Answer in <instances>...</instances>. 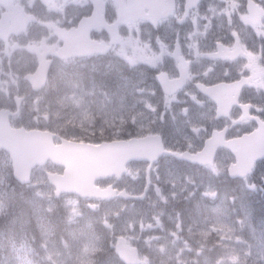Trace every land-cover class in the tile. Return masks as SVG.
Segmentation results:
<instances>
[{
    "label": "flooded vegetation",
    "instance_id": "obj_1",
    "mask_svg": "<svg viewBox=\"0 0 264 264\" xmlns=\"http://www.w3.org/2000/svg\"><path fill=\"white\" fill-rule=\"evenodd\" d=\"M157 1L154 7H143V20L131 22L122 17L123 12L130 15L127 0H0V21L14 32L4 41L0 38L2 95L10 96L8 88L12 87L33 91L27 77L43 59L51 63L49 69L58 63L62 68L76 64L83 69L95 68V72L122 67L126 75L138 64L142 69L139 88L145 101L154 108L163 107L162 111L168 101L172 108L168 112L181 105L189 110V122L182 124L189 131V143H180L184 145L181 149L171 144L170 149L196 153L212 134L225 143L237 142V148L257 137L263 146L264 16L261 23L253 24L247 4L264 5L260 0ZM213 7L219 14L212 13ZM166 12L171 13L156 21ZM155 21L156 26L151 27L149 23ZM135 26L140 30L133 29ZM70 37L86 39L95 54L63 61L55 58L53 51ZM81 50L89 53L91 48L83 45ZM105 83L92 78L93 86ZM168 84L181 87L173 89ZM0 108L8 106L1 104ZM215 156L214 162L226 168L234 162L225 147L218 148ZM162 161L167 160L153 164L149 177L144 178L145 193L151 192ZM263 164L264 160L257 163ZM116 183L111 179L99 185L120 186ZM121 187L126 190V185Z\"/></svg>",
    "mask_w": 264,
    "mask_h": 264
},
{
    "label": "rangeland",
    "instance_id": "obj_2",
    "mask_svg": "<svg viewBox=\"0 0 264 264\" xmlns=\"http://www.w3.org/2000/svg\"><path fill=\"white\" fill-rule=\"evenodd\" d=\"M115 72L119 76V85L114 88L115 107L113 102L99 100L91 105L83 103L56 90L43 107L39 102L32 104L35 114L25 113L15 122L54 128L79 140L126 136L124 122L133 130L160 131L166 142L188 139L187 127L169 118L172 114L148 113L150 104L139 103L141 94L133 87L140 84L141 75L128 80L117 67ZM128 88L135 94L130 101L126 97L131 93ZM66 105H71L72 111L61 115ZM166 105L171 106L170 101ZM130 109L135 113L132 110L130 114ZM178 111L175 115L188 123L186 106H179ZM113 122L120 128L107 127ZM8 168L9 160L0 152V188L5 185L0 198L13 202L17 199ZM224 171L221 163L199 170L165 162L158 167L146 201L118 202L103 211L71 197L54 200L44 176L36 174L24 193L28 196L24 198L27 208L17 212L23 223L31 222L38 229L40 241L35 238L33 242L39 244L34 246L25 236L16 237L14 247L0 259L12 264V256L18 254L27 260L36 255L40 264H94V260H98L95 264H114L110 250L114 251L117 235L124 234L141 251L142 264H264V167L259 166L250 179L238 184L226 182ZM141 172L133 168L128 173L124 184L131 194L140 193L137 181ZM18 215H11V220ZM54 229H59L56 234ZM8 232L12 235L11 229ZM51 235L55 237L50 241Z\"/></svg>",
    "mask_w": 264,
    "mask_h": 264
},
{
    "label": "water",
    "instance_id": "obj_3",
    "mask_svg": "<svg viewBox=\"0 0 264 264\" xmlns=\"http://www.w3.org/2000/svg\"><path fill=\"white\" fill-rule=\"evenodd\" d=\"M41 82L37 75L35 84ZM13 140L21 142L19 145ZM52 136L43 132H25L24 130H11L7 120H0V148L10 153L13 161V175L20 183L28 181L29 171L36 164L51 159L54 163L64 166L65 171L61 176L50 175L48 179L56 188V195L62 192L83 194L86 185L107 175L124 172V166L131 161H147L150 164L164 153L158 136L144 139H131L129 141L101 144L99 146L79 145L64 143L60 147L64 151L59 156V147H52ZM245 154V153H244ZM176 157H183L174 154ZM213 155V154H212ZM260 155V156H259ZM191 161H210V157H192L185 154ZM264 157V151L250 150L247 155L237 157V165L231 167L232 177H245L258 157ZM112 193V192H111ZM113 194V193H112ZM97 196L98 194H94ZM119 256L132 264L135 261V250L125 247L120 242L117 245ZM121 248V250H120Z\"/></svg>",
    "mask_w": 264,
    "mask_h": 264
},
{
    "label": "trees",
    "instance_id": "obj_4",
    "mask_svg": "<svg viewBox=\"0 0 264 264\" xmlns=\"http://www.w3.org/2000/svg\"><path fill=\"white\" fill-rule=\"evenodd\" d=\"M261 207H263L264 208V206H261ZM4 230H2V232H3Z\"/></svg>",
    "mask_w": 264,
    "mask_h": 264
}]
</instances>
